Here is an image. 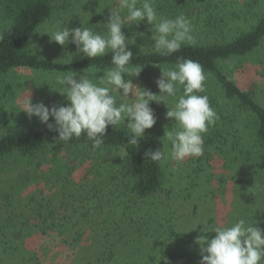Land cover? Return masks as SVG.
<instances>
[{"label":"trees","instance_id":"1","mask_svg":"<svg viewBox=\"0 0 264 264\" xmlns=\"http://www.w3.org/2000/svg\"><path fill=\"white\" fill-rule=\"evenodd\" d=\"M96 2L93 0L90 2L91 7H86L92 11L90 19L82 20L79 17L77 22L72 23L75 28L90 27L101 34L107 31L103 23L108 21L109 6L114 7L115 0H110L106 7L103 3L99 5V0L98 4ZM0 3L12 21L11 26L0 34V98L7 99L13 91L6 76L15 69L49 73L73 70L83 75L92 64V68L88 69L89 74H93L92 69H99L100 72L96 73L99 78L103 75V69L112 67L111 52L94 60L86 57L71 63L45 58L34 51L33 39L37 31L57 10L51 0H0ZM263 6L264 0H244L241 4L234 0H155L158 16L175 18L183 14L191 22V34L204 35L203 42L195 40L191 45L185 43L179 51L168 56L155 54L152 49L141 51L144 42L151 41V26L146 21H142L139 26L133 24L122 29L129 39L127 42H133L129 44V50L135 48L129 67L143 64V69L148 70L147 74L143 73L144 79L139 85L143 89L160 94L156 80L161 77V69L154 65L172 67L178 59L183 58L202 66L206 77L213 79L216 89L221 88L224 100L222 104H214L218 119L204 134L200 161L209 165L214 160H222L229 176H224V172L219 181L231 179L234 183L235 178L241 176L253 184L254 180L259 179L262 191L264 106L228 77L220 63L245 58L262 47ZM258 7L259 17L255 25H250V30L246 28L225 33L229 19L234 20V16L242 19L239 14L253 15L252 11L256 9L258 12ZM246 20L248 25L247 17ZM141 33L144 35L141 36ZM178 87L177 97L168 98L169 108L183 94L182 86ZM197 94L208 96L206 91ZM209 103L212 107L210 99ZM150 107L156 124L145 130L144 138L148 144L140 149L127 143L126 123L116 129L114 126L108 127L103 150H94L86 135L63 143L59 141L58 133L44 123L0 137V160L19 159L23 162L44 155L43 163L50 166L41 178H30L25 173L18 178V182L13 180L20 186L0 185L3 187L0 189V204L10 206L4 214L0 213V242L3 245L9 244L7 240L24 243L40 235L42 238H60V243L74 258L73 264H161L159 255L171 251V247L178 242L175 239L183 238L174 222L178 217L172 216L169 206L175 203L173 199L187 200L192 193L184 189L186 194H179L178 185L171 181L170 169L178 168L180 164L173 161L154 162L145 157L147 150H162L165 143L161 139L164 138L162 126L168 108L163 102L155 101L150 103ZM241 112L248 114V122L244 127L250 134L241 127L242 123H238ZM53 146L64 150L65 156L54 154ZM170 150L168 147L166 152ZM52 152L54 155L50 158L48 155ZM81 166H84L85 172L77 182L73 176ZM204 170L202 167L196 171L200 173ZM32 179L38 181L37 185H41L39 181L43 180L45 189L51 191L52 197H43V190L36 189L23 196L25 189L34 182ZM211 181L210 176L208 183ZM162 192L167 195L163 201L157 198ZM259 194L263 195L260 191ZM196 207L192 213H196ZM20 249L21 246H17L16 251ZM175 257L172 254V259Z\"/></svg>","mask_w":264,"mask_h":264},{"label":"clouds","instance_id":"2","mask_svg":"<svg viewBox=\"0 0 264 264\" xmlns=\"http://www.w3.org/2000/svg\"><path fill=\"white\" fill-rule=\"evenodd\" d=\"M154 3L155 0H115V6H109L108 21L103 23L107 29L103 34L84 26L72 29L57 25L45 31L43 34H49L50 41L61 46L74 43L75 55L82 53L94 60L111 52L112 67L103 69L99 78L96 76L99 69H92L93 74H89L92 64L83 75L73 70L56 72L55 86L46 84L66 96L70 103L49 108L43 102L33 104L29 93L24 98L22 110L29 118L36 116L50 130L57 132L63 143L86 135L94 150H103L108 127L116 129L125 123L127 143L137 146L145 130L156 124L150 103L163 102L168 108L166 118L174 119L172 128H166L165 133L171 142V150L149 149L145 157L161 163L170 160L178 165L186 158L203 155L204 134L215 125L218 117L210 106L209 97L197 94L205 92L207 79L198 62L180 58L172 67L153 64L161 69V77L156 80L160 94L139 87L131 79L125 80L126 74L139 77L144 67L143 64L129 67L133 53L128 48L129 39L122 31L125 26H139L146 21L151 26L150 39L154 41L151 49L161 56L179 51L185 43H194L190 20L183 14L175 18L158 16ZM178 86H182L183 94L169 108L168 98L177 97ZM50 117L54 124L49 123ZM210 232L215 233L214 238L206 235ZM195 243L200 247V264H264V230L244 218H236L230 226L217 222L210 229L203 227Z\"/></svg>","mask_w":264,"mask_h":264},{"label":"rangeland","instance_id":"3","mask_svg":"<svg viewBox=\"0 0 264 264\" xmlns=\"http://www.w3.org/2000/svg\"><path fill=\"white\" fill-rule=\"evenodd\" d=\"M91 1L93 0H51L57 10L53 17L37 31L33 39L34 51L45 58L63 62L71 61L72 54H74L72 61L86 58L82 53L75 55L77 49L74 43L69 42L65 46H61L56 42L50 41L49 34L43 33L54 29L57 25L60 27L68 26L74 29L75 26L72 23L77 22L79 17L82 20L85 18L90 19L92 11H88L87 8L88 5L90 6ZM234 1L241 4L244 0ZM99 2V5L103 3L104 7H106L110 0H99ZM96 4H98V0ZM235 10L239 11L237 9L233 11ZM261 10H264V6ZM257 11L255 9L254 12L252 11L253 15L249 16L238 13L242 19H238L236 16H234V20L232 19V21L229 19L228 23H226L225 33L230 34L246 28L250 30V25H255L256 19L259 17V7ZM246 17L249 21L248 25L247 20L244 21ZM11 24L12 21L7 17L4 5L0 3V34L8 29ZM192 35L194 41L203 42V34L197 33ZM132 43L129 42L128 44L131 45ZM152 43H154L152 40L147 43L144 42L142 50L151 49ZM130 50L133 51L135 48H130ZM220 65L228 77L232 78L242 90L249 92L259 104L264 106V43L253 54L245 58L231 59L220 63ZM143 73L147 74L148 70L143 69L139 77H129L126 74L125 80L131 79L133 83L139 86L144 79ZM6 79L13 86V91L8 95L7 99L0 98V137L22 132L35 126V124L41 123L38 117L32 116L29 118L27 113L22 110L24 98L29 93L33 104L43 102L49 108L52 106H67L70 103L67 101L66 96L53 91L51 86L46 84L51 83L52 86H55L54 73L20 68L8 73ZM212 82L213 79L211 77L206 79L205 91L210 97L209 99L214 109V104L216 105L217 102L222 104L224 98L222 99L221 88L218 87L216 89ZM163 117L165 118L162 126L164 138L161 139L165 140L163 146L166 152L168 151V147L171 149V142L165 137L166 128L169 130L172 128L174 119L166 118V113ZM239 122L240 124L242 123L241 127L245 129L246 133L250 134L247 127H244L248 122V114L241 112ZM49 123L54 124V119L50 117ZM147 142L145 138H140L137 149L146 146ZM52 151L54 154L58 153L61 156H65L64 150L58 146H53ZM53 152L48 155L50 158L54 155ZM199 157L186 158L180 163L178 168L170 169L172 172L171 181L178 185L177 190L179 194L184 195L186 194L183 192L184 189H189L192 196L190 194V198L187 200L175 198L173 199L175 203L169 206L172 210V216L178 217V220L174 222L182 232L183 238L175 239L178 242L175 243V246L171 247V251H166L159 255L158 260L161 264H200L202 257L200 247L195 243L196 237L201 234L203 227L210 229L217 222L223 226H230L236 218H244L249 223H257V226L264 230V190L262 191L259 188V179L254 180L253 184H249L244 177L237 176L234 183L231 179L221 182L219 178L225 174L224 172H226L224 176H229V171L224 170L222 160H214L207 165V162L200 161ZM18 160H0V171L6 169L5 172H0V185H3V187L16 184L13 180L18 182V178L25 173H28V177L30 178H41L43 174L46 175V171L50 167L48 164L43 163L44 155L39 156L38 159L29 161L24 160L20 162ZM41 161L43 165H41ZM169 162L171 163L172 161L169 160ZM38 165H41V167ZM202 167L205 168L204 172L198 173L196 170ZM84 172L85 168L81 166L74 173V180L78 182L84 175ZM210 176L212 181L208 183ZM32 181L34 180L32 179ZM37 182L31 183L25 189L26 191L23 193V196L32 193L33 189H36L39 191L43 190V197H52L50 196L52 194L51 191L45 189L43 180L39 181L41 185H37ZM18 185L20 186V183H17L15 186ZM3 187H0V189ZM259 191L263 195H260ZM157 198L163 201L164 198L167 199V195L162 192L158 194ZM190 205L192 206L189 208L188 206ZM195 206H197L196 213H192ZM8 207L10 206H2L0 204V213L4 214ZM210 221H213V223H210ZM196 226L197 228L193 230ZM206 235L209 238H214L215 233L210 232ZM6 242L9 244L3 245L0 242V264H73L74 258L70 257V251L60 243L62 242L60 238H42L40 235H35L24 243H14L10 240ZM17 246H21L19 251H16ZM5 247H10V249L6 250ZM172 254L176 255L173 258L174 260L172 259Z\"/></svg>","mask_w":264,"mask_h":264}]
</instances>
